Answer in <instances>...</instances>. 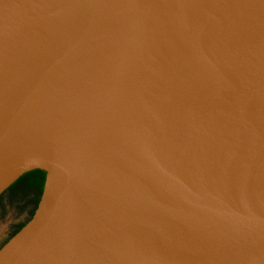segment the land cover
Instances as JSON below:
<instances>
[{
  "label": "water",
  "instance_id": "obj_1",
  "mask_svg": "<svg viewBox=\"0 0 264 264\" xmlns=\"http://www.w3.org/2000/svg\"><path fill=\"white\" fill-rule=\"evenodd\" d=\"M35 169L0 264H264V0H0V195Z\"/></svg>",
  "mask_w": 264,
  "mask_h": 264
},
{
  "label": "rangeland",
  "instance_id": "obj_2",
  "mask_svg": "<svg viewBox=\"0 0 264 264\" xmlns=\"http://www.w3.org/2000/svg\"><path fill=\"white\" fill-rule=\"evenodd\" d=\"M34 197V192L23 194L17 199H11L8 193L4 194L0 202V248L32 217L36 209L32 201Z\"/></svg>",
  "mask_w": 264,
  "mask_h": 264
},
{
  "label": "trees",
  "instance_id": "obj_3",
  "mask_svg": "<svg viewBox=\"0 0 264 264\" xmlns=\"http://www.w3.org/2000/svg\"><path fill=\"white\" fill-rule=\"evenodd\" d=\"M45 177H46V172L42 169H35L30 172H27L24 175H22L20 178H18V180H16L8 188L7 190L8 195L10 196L11 199H17L21 196V194H29L34 192L35 197L33 198L32 201L35 204V207H37L44 188ZM4 194L0 195V202L2 201ZM24 225L25 223L22 224L18 228V230H20Z\"/></svg>",
  "mask_w": 264,
  "mask_h": 264
},
{
  "label": "flooded vegetation",
  "instance_id": "obj_4",
  "mask_svg": "<svg viewBox=\"0 0 264 264\" xmlns=\"http://www.w3.org/2000/svg\"><path fill=\"white\" fill-rule=\"evenodd\" d=\"M32 171V170H31ZM28 172H30V171H28ZM27 173V172H26ZM24 175V174H23ZM6 193H8L7 191H6ZM21 195H23V194H21Z\"/></svg>",
  "mask_w": 264,
  "mask_h": 264
}]
</instances>
